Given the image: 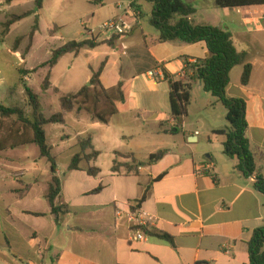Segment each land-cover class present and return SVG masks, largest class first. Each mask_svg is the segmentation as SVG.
Returning a JSON list of instances; mask_svg holds the SVG:
<instances>
[{
	"label": "crops",
	"instance_id": "crops-1",
	"mask_svg": "<svg viewBox=\"0 0 264 264\" xmlns=\"http://www.w3.org/2000/svg\"><path fill=\"white\" fill-rule=\"evenodd\" d=\"M77 1L96 5L82 16L96 19L98 26L112 19L126 21L131 30L125 36L133 33L142 22L144 13H147L150 23L152 4L144 0ZM119 5L122 8L119 9ZM45 6L46 1L43 0L42 9L38 12L39 22ZM107 8H116L119 14L112 13L102 19ZM245 11L246 14L234 20L227 30L237 52L248 54L246 63L252 66L251 76L248 85L242 86L243 65L235 66L229 75L226 94L245 101L246 137L256 171L264 177V9ZM193 17L190 21L194 25H210L195 24ZM210 26L224 29L220 25ZM134 37L124 43L122 38L114 48H110L104 44L110 38L97 41L89 32L79 41L85 40L90 44L78 56L90 58L87 61V83L91 70H97L102 62L105 64L100 82L104 88L116 86L120 78L132 81L127 112L114 116L110 123L117 117L136 114L135 119L142 121L144 126L148 120L158 125V140L151 142L146 137L134 142L135 132L130 127L128 136L122 133L109 149L110 162L105 167L96 166L101 153L93 141L99 156L89 165L100 169L98 176H88L84 171L88 167L86 164L83 170H68L63 181L56 169L61 182V193L56 203L69 207V213L62 217L59 225L45 199L51 179L50 165L43 174H36L40 168L34 161L30 172L35 174L26 180L27 171L18 169L6 174L4 170L7 164L21 162V157L10 158L8 152L26 149L30 145L0 152V264H25L24 261L36 264L39 260L41 264L248 263L247 243L253 232L264 225V199L254 187L255 177L245 178L241 174L237 169L238 161L223 153L225 138L214 133L227 127L226 110L216 98L204 92L200 83H196L193 85L194 93L190 92L188 108L197 113L193 118L202 123L203 131L191 130L188 114L177 124L170 113L169 86L163 78V70L182 78L184 58L188 57L190 62L204 58L207 53L205 44L160 42L157 32L149 33L150 43H147L142 28L140 38ZM126 46H130L131 54L127 61H123L118 53H121V47L124 49ZM101 47L109 51L102 53L104 61L96 65L93 62L101 56L97 52ZM141 51L145 52L142 57L134 54ZM116 56L120 57L118 61L114 59ZM58 63L51 70L50 89ZM150 71H156L157 77H149ZM143 76V87L135 88ZM119 121L124 123L126 120ZM115 152L132 154L142 165L135 173L123 170L119 174L112 173L115 159L119 163L127 162L117 159ZM157 153L161 156L149 161L150 156ZM99 185L101 190L98 193H89ZM144 194L146 198L138 208L143 215L144 229L168 235L172 243L147 235L144 229L145 239L133 240L126 216Z\"/></svg>",
	"mask_w": 264,
	"mask_h": 264
},
{
	"label": "trees",
	"instance_id": "trees-1",
	"mask_svg": "<svg viewBox=\"0 0 264 264\" xmlns=\"http://www.w3.org/2000/svg\"><path fill=\"white\" fill-rule=\"evenodd\" d=\"M11 1L6 0L7 3ZM144 1L152 4L150 24L158 34V41H180L187 44L203 42L207 50L204 58L195 59L193 62H190L188 57L184 58L185 67L182 78H176L166 70H163V78L169 86V106L172 118L179 124L187 116L192 86L200 83L204 92L216 98L226 110L227 127L214 132L225 138L222 143L224 155L238 161L237 169L245 178L255 177L254 187L262 194L264 199V177L256 171L255 160L246 137L245 101L241 98H231L226 94V88L230 82V72L237 65H243L240 84L242 86L248 85L252 71L251 64L246 63L248 54L237 52L228 30L210 25H194L190 21V18L195 14V8L185 0ZM213 1L217 7L222 9L264 7V0ZM34 4L33 10L10 15L1 25V34L6 35L14 24L26 17L34 16L33 26L28 33L26 53L29 52L33 39L39 29L38 12L42 9L43 0H35ZM58 30V28H54L53 31H49V34L52 35ZM124 36L112 35L104 44L110 48H114L116 42ZM21 39L18 38L16 41L15 52ZM89 44L90 42L85 40L69 41L51 50L49 59L38 68H34L31 71L19 70V82L23 86L24 102L30 109L29 116L18 105L4 106L0 104V152L31 144L38 148L40 158L46 159L50 165L51 179L48 183L45 199L50 206L57 225L60 224L62 217L69 213V207L56 203V199L61 193V182L56 176V162L55 158L51 155L52 148L47 143L44 127L50 124L65 125L67 114L75 113L78 117L83 111L90 116L92 121L108 125L114 116L127 112V100L132 81L120 78L116 86L108 89L104 88L100 82V75L105 64L102 62L97 70H91L89 87L84 85L77 92L61 97L59 100V112L45 117L39 94L32 87L25 85L24 77L27 74L37 72L38 69L47 68L40 86L41 90L46 92L51 87V70L56 66L58 61L68 54L77 57L81 50ZM6 121H13V123L12 127L6 130L8 131L7 134L3 136L4 123ZM15 125L19 126L20 129H12ZM76 145L79 148V152L72 157L68 170H83L81 163L86 162L88 164V167L84 169L86 174L90 177L98 176L100 169L94 165H89L91 162H95L99 156V153L92 146L91 136H78L76 138ZM115 156L116 158L124 157L129 159L130 164L119 163L115 159L111 167L112 173L119 174L121 170H124L125 173H135L138 166L142 165L136 161L132 154L115 152ZM160 156V153L153 154L150 156L149 161L158 159ZM100 190L101 185L89 193H98ZM145 198L146 195L144 194L136 202V205L131 206V210L135 211L138 209ZM145 233L172 243V238L168 235L151 233L147 230H145ZM247 247L249 256L247 264H264V225L253 232L250 241L247 243Z\"/></svg>",
	"mask_w": 264,
	"mask_h": 264
},
{
	"label": "rangeland",
	"instance_id": "rangeland-1",
	"mask_svg": "<svg viewBox=\"0 0 264 264\" xmlns=\"http://www.w3.org/2000/svg\"><path fill=\"white\" fill-rule=\"evenodd\" d=\"M34 1L35 0H12L10 3H7L6 0H0V104L4 106L18 105L24 110L27 116L30 114V109L24 102L23 86L19 82V70L31 71L34 68H38L42 63L49 59L51 50L58 48L69 41H79L89 32L94 35L97 41H103L111 37V34L98 30L99 21L96 19L91 20L90 17L86 18L82 16V13L91 11L96 5L91 6L84 3L80 4L77 0H45L46 6L41 14L42 17L39 22V29L33 39L29 52L26 53L28 33L33 26L34 16L32 15L14 24L6 35L1 34V25L10 15L20 14L29 9H34ZM189 3L196 11L193 17L195 24L207 23L210 25H220L226 30L227 26L231 25L234 20H239L240 17H243L246 14L245 10L264 9V7L222 9L217 7L213 0H192V2L189 1ZM137 5H141V3L137 2ZM123 7L125 8V6ZM112 13L119 14L116 8H107L104 10V14L102 15L103 18H101L105 19ZM144 14L145 16L143 17L142 22L137 26L133 33L125 36L121 42H126L133 35L135 36L134 38L139 39L140 29L142 28L147 43H150L149 33L152 32L155 34L156 32L150 26L147 13ZM54 28H58L59 30L52 35L49 34V31H53ZM18 38H22L17 46L19 55L17 54V51H14ZM108 51L109 50L106 47L97 49V52L100 53L101 56L93 63L97 65L104 61L102 53ZM120 52L121 53L118 54H120L123 61H127V57L131 54V48L130 46H126L124 49L121 47ZM134 54L142 57L145 52H134ZM89 59V57L83 55L74 57L71 54L62 57L54 71V77L52 79L53 87L57 90H54L53 87L46 92L41 90L40 86L42 78L43 75L46 74L47 68L38 69L37 72L27 74L24 77V80L25 78L28 79L25 81V85L32 87L36 93L39 94L45 117H49L50 115L59 112V100L61 97H64L69 93H75L81 86L87 84L86 76L89 75L87 61ZM114 59L118 61L120 57L116 56ZM144 82L145 77H140L135 84V88L141 89L140 87ZM194 90L195 87L192 86L191 91H193V93ZM187 114L190 118L189 124L191 130L202 132V123L193 118L197 113L194 112L192 108H188ZM135 117L136 114L117 117L116 119H113L109 125H103L92 121L90 116L83 111L79 117H76L75 113L67 114L65 117V125L50 124L45 126L44 130L47 143L52 148L51 155L55 158L60 179H65L64 175L69 172L68 166L72 157L79 152V148L76 145L77 136H91L92 146L94 141L95 147L98 148V151H100L99 153H101L96 166L100 165L101 167H105L109 164V149L120 139L122 133H125L123 135L128 136L127 133L130 127L132 128V131L135 132V134H133L135 135L134 142H139L146 137L148 138V141L156 142L158 140V125L151 120H148L147 126H144L142 121L136 120ZM119 120L126 121L122 123ZM12 123L13 121H6L4 123L3 136L7 134L8 131L6 130L12 127ZM18 128L20 129L19 126L15 125L12 129L16 130ZM137 131L139 132V135L137 134ZM7 154L10 158L13 156L21 157V162L15 161L7 164V168L4 170L6 174H10L13 170H24L27 171L25 177L27 180L35 174V172H30V169L33 170L34 161H37L36 163L40 168L39 172H36V174H43V170L49 168V163L46 159L39 157V150L35 145H30L26 149L11 151ZM117 159H125L127 160L126 163L130 164V160L127 158L118 157ZM86 164V162H82L81 167H85ZM15 174H17V172L12 175ZM70 187L71 186L68 184L69 190ZM24 263L28 264L25 261ZM38 263L41 264L40 260L36 262V264Z\"/></svg>",
	"mask_w": 264,
	"mask_h": 264
},
{
	"label": "built area",
	"instance_id": "built-area-1",
	"mask_svg": "<svg viewBox=\"0 0 264 264\" xmlns=\"http://www.w3.org/2000/svg\"><path fill=\"white\" fill-rule=\"evenodd\" d=\"M119 9L122 8L121 5L118 6ZM130 10V8H128ZM99 31L106 32L112 35H125L131 30V26L126 23V21L122 19H112L106 21L98 27ZM156 71L148 72V76L151 78L157 77ZM183 77V75L181 76ZM127 220L131 225V230L133 232V240L134 241H142L145 239V235L143 233V229L145 226V222L143 219V215L139 209L135 211L130 210L127 214Z\"/></svg>",
	"mask_w": 264,
	"mask_h": 264
},
{
	"label": "water",
	"instance_id": "water-1",
	"mask_svg": "<svg viewBox=\"0 0 264 264\" xmlns=\"http://www.w3.org/2000/svg\"><path fill=\"white\" fill-rule=\"evenodd\" d=\"M86 86H88V87H89V86H90V84H89V83H87V84H86ZM173 131L175 132L176 130L174 129Z\"/></svg>",
	"mask_w": 264,
	"mask_h": 264
}]
</instances>
